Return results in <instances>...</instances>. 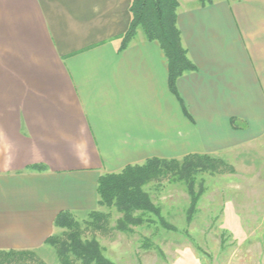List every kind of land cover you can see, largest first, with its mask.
<instances>
[{"label": "crops", "instance_id": "0c3cea01", "mask_svg": "<svg viewBox=\"0 0 264 264\" xmlns=\"http://www.w3.org/2000/svg\"><path fill=\"white\" fill-rule=\"evenodd\" d=\"M178 1L190 117L157 41L120 49L132 0H0V249L40 252L60 211L99 208L105 173L264 141V0Z\"/></svg>", "mask_w": 264, "mask_h": 264}, {"label": "rangeland", "instance_id": "374dc122", "mask_svg": "<svg viewBox=\"0 0 264 264\" xmlns=\"http://www.w3.org/2000/svg\"><path fill=\"white\" fill-rule=\"evenodd\" d=\"M239 154L222 158L226 165L218 172L196 174L195 189L204 191L190 219L184 180L170 174L144 186L174 229L147 213L148 220L121 231L116 224L122 213L112 206L100 208L110 213L102 229L90 226V211L77 215L84 238L96 237L116 264H264V141ZM22 258L10 264H60L49 244L35 257Z\"/></svg>", "mask_w": 264, "mask_h": 264}, {"label": "trees", "instance_id": "16d2710c", "mask_svg": "<svg viewBox=\"0 0 264 264\" xmlns=\"http://www.w3.org/2000/svg\"><path fill=\"white\" fill-rule=\"evenodd\" d=\"M203 5L213 0H200ZM178 0H132L131 23L122 35L120 49L126 48L141 28L149 40L157 41L168 61L169 88L176 95L183 111L190 117L178 88L177 81L186 72L197 70V65L189 56L185 47L182 32L178 25ZM224 160L209 154L191 153L184 158L165 159L152 157L142 164H129L119 172L105 173L99 177L97 192L99 208L91 210L90 226L104 228L109 221L110 213L102 207H116L122 213L117 220V228L121 231H131V226L140 225L148 220L147 213L159 216L162 225L174 229L161 214V208L156 205L144 186L152 180L164 175L175 174L188 185L191 196L189 219L196 210L200 195L204 189H195L196 174L208 170L218 172ZM32 169L45 170L44 164L31 165ZM78 214L70 210L60 211L54 220L58 232L50 235L45 243L51 245L60 264H116L103 252L96 237L84 238L81 221ZM33 250L0 249V264H10L15 257L26 260L35 257Z\"/></svg>", "mask_w": 264, "mask_h": 264}]
</instances>
